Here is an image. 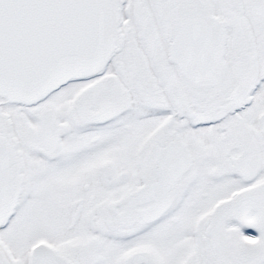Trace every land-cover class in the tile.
Here are the masks:
<instances>
[{
  "label": "snow or ice",
  "instance_id": "obj_1",
  "mask_svg": "<svg viewBox=\"0 0 264 264\" xmlns=\"http://www.w3.org/2000/svg\"><path fill=\"white\" fill-rule=\"evenodd\" d=\"M0 264H264V0H0Z\"/></svg>",
  "mask_w": 264,
  "mask_h": 264
}]
</instances>
